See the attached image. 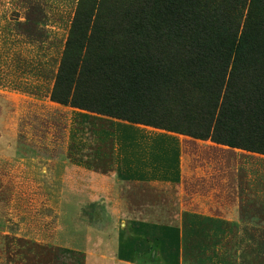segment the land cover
<instances>
[{
	"label": "trees",
	"instance_id": "obj_1",
	"mask_svg": "<svg viewBox=\"0 0 264 264\" xmlns=\"http://www.w3.org/2000/svg\"><path fill=\"white\" fill-rule=\"evenodd\" d=\"M49 97L264 154V0L81 5Z\"/></svg>",
	"mask_w": 264,
	"mask_h": 264
},
{
	"label": "crops",
	"instance_id": "obj_2",
	"mask_svg": "<svg viewBox=\"0 0 264 264\" xmlns=\"http://www.w3.org/2000/svg\"><path fill=\"white\" fill-rule=\"evenodd\" d=\"M68 108L61 181L69 196L111 200V264H253L248 247L259 239L250 234L264 232V154ZM53 127L45 146H55ZM83 183L95 191H81Z\"/></svg>",
	"mask_w": 264,
	"mask_h": 264
},
{
	"label": "rangeland",
	"instance_id": "obj_3",
	"mask_svg": "<svg viewBox=\"0 0 264 264\" xmlns=\"http://www.w3.org/2000/svg\"><path fill=\"white\" fill-rule=\"evenodd\" d=\"M87 1L0 0V264H111V200L89 183L79 188L92 198L67 194L60 115L73 106L49 97L78 7L111 18L127 3ZM50 123L55 146H45ZM250 235L259 239L250 262L264 264V232Z\"/></svg>",
	"mask_w": 264,
	"mask_h": 264
}]
</instances>
